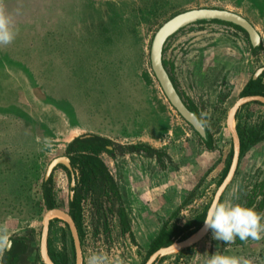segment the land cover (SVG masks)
Listing matches in <instances>:
<instances>
[{
	"label": "rangeland",
	"instance_id": "obj_1",
	"mask_svg": "<svg viewBox=\"0 0 264 264\" xmlns=\"http://www.w3.org/2000/svg\"><path fill=\"white\" fill-rule=\"evenodd\" d=\"M5 5L19 34L0 46V224H7L11 239L21 237L28 245L17 264H45L39 250L48 209L42 182L50 161L65 156L69 141L83 133L112 140V155L101 157L121 201L105 198L101 206L94 196L82 201V264L100 252L122 264H143L163 226H180L189 218L194 222L189 230L196 229L231 158L227 111L264 64V0H5ZM203 7L238 13L260 34V44L252 49L245 30L194 22L164 43L162 59L182 100L197 106L212 135L211 148L171 105L150 61L162 23ZM237 118L246 127L257 125L264 106L244 107ZM137 143L159 150L160 158L126 148ZM56 167L50 173L53 196L56 207L67 210L71 181ZM261 181L264 139L245 149L220 200L246 206L255 186L250 208L264 214V206H257ZM120 205L130 232L120 224ZM66 224L58 215L50 218L47 250L54 264H74ZM215 253L264 264V236L225 244L208 230L152 264H207Z\"/></svg>",
	"mask_w": 264,
	"mask_h": 264
},
{
	"label": "trees",
	"instance_id": "obj_2",
	"mask_svg": "<svg viewBox=\"0 0 264 264\" xmlns=\"http://www.w3.org/2000/svg\"><path fill=\"white\" fill-rule=\"evenodd\" d=\"M197 22H206V21L202 20ZM210 22L228 24L233 26L234 28L244 31L243 28L231 22L221 21L217 19L211 20ZM256 48L257 47L254 46L252 47V49H256ZM164 51L165 48L163 47L162 52ZM162 63L166 68L168 75L171 81L173 82L174 87L177 89L176 79L173 73L171 72V70L169 69L168 61H166L163 58ZM261 67H263L261 73L256 78L250 77L245 83L241 91L242 96L255 95V94L264 96V82L262 81V78L264 77V65H262ZM177 91L181 95L178 89ZM184 101L188 109L193 111L200 120V122L203 125H205L201 120V118L199 117L197 106L188 98H186V100ZM253 104L264 106L263 103L258 101H252L250 103H246L238 109V111L235 114V119L237 118V115L242 108ZM205 127L207 131V137L206 138L202 136L200 137L203 140V142L206 144V146L208 148H211L212 135L209 129L207 128V126ZM235 128L240 138V157L246 148L257 144L258 142L264 139V118L257 125L251 127L250 126L246 127L242 125L241 120L237 118V123L235 125ZM114 148L115 147L112 140L107 137L97 135L94 133H83L71 139L69 143L66 145L65 156L68 157L71 167L67 168L62 164L57 165V167L62 168L67 172L70 181L72 179L74 180V184L72 185L70 184L69 186L70 194L67 201V211L70 214V216L73 218L77 226L80 241L82 240V232H81L82 201L85 198H87L88 196H94L95 199L100 203V206L101 203L105 200V198L108 201H111L113 199L117 202L121 201V194L118 185L114 180L112 174L110 173L104 160L101 157L102 153H108L112 155ZM126 148L130 151L143 150L148 154L156 155L157 158H160V154H161L159 150L144 143L132 144ZM231 154H232V150L230 156ZM230 159L228 160V163L226 165L223 177L227 173L230 164ZM258 185L259 184H257L256 186ZM254 188L255 186L252 187L249 198L247 199V203H246L247 207H250L255 202L254 200L255 197L253 195ZM259 188L261 193L260 194L261 199L257 206L260 209L264 206V181H261ZM42 191H43V199L46 207L48 209L56 207L57 204L55 202V198L53 196L52 186H51V175L43 180ZM117 214L119 216L122 229L124 231L130 232L129 221L125 213V210L121 205L117 209ZM205 214L206 212H204L203 216L199 218L198 221L199 225L194 230H189L191 225L194 223L191 220L187 221L185 224L180 226L175 225L170 229H167L165 226H163L159 230L157 235L151 240L148 249L149 252L148 254L150 255L156 249L169 245L174 241H182L194 235L198 227H200L202 222L204 221ZM67 235L70 239V244L72 248V256H73L72 260H74V246L68 226H67ZM64 238H65V234H64ZM12 241H13V246L10 251L4 252L1 264H17L21 255H23L27 250L28 245L23 238L14 237L12 238ZM235 242L237 244L244 243L243 241H240L239 238H237Z\"/></svg>",
	"mask_w": 264,
	"mask_h": 264
},
{
	"label": "water",
	"instance_id": "obj_3",
	"mask_svg": "<svg viewBox=\"0 0 264 264\" xmlns=\"http://www.w3.org/2000/svg\"><path fill=\"white\" fill-rule=\"evenodd\" d=\"M214 19L231 22L233 24L240 26L248 34L252 46H257L260 44V34L255 29V27L242 15L226 9L203 7V8H193V9L184 10L182 12L173 15L165 22H163L162 25L157 29V31L154 34L150 49V61H151L152 70L167 99L169 100L171 105L176 109V111L195 129V131L200 136L204 138L207 137L206 128L199 121L195 113L188 109L187 105L184 103L181 96L178 94L176 88L174 87L173 82L171 81L168 72L162 63V49L168 37L176 33L181 28L185 27L186 25H189L197 21H202V20L211 21ZM262 69L263 67L258 68L254 73L253 78H256L261 73ZM252 101H258L264 104V96L258 94L243 95L239 97L230 106V108L227 111L226 126L231 135L232 155L227 173L223 178V180L221 181V183L218 185L211 202L215 199L220 200L222 193L224 192L228 184L231 182L239 162L240 138L235 126L232 127L231 121L234 119L235 113L242 105ZM58 164H62L67 168L71 167L67 156L63 155V156L55 157L48 164L45 178H47L50 175V173ZM72 184H74L73 179L71 180V185ZM52 213H57L58 216L64 218L65 222L67 223L74 246V256H75L74 264H82L83 251L81 247V241L79 238L77 226L73 218L68 213V211L60 207H53L47 209L45 214L43 215L42 227H41V240L39 246L42 260L44 261L45 264H54L50 259L47 250L49 223L51 218L50 214ZM200 230H201L200 233L193 239H189L190 238L189 237L185 240L173 242L169 245L156 249L148 256V258L145 260L143 264H152L156 258L168 252L178 251L180 249L188 247L194 244L195 242H197L198 240H200L208 231V230L206 231L204 228V221L202 223Z\"/></svg>",
	"mask_w": 264,
	"mask_h": 264
},
{
	"label": "clouds",
	"instance_id": "obj_4",
	"mask_svg": "<svg viewBox=\"0 0 264 264\" xmlns=\"http://www.w3.org/2000/svg\"><path fill=\"white\" fill-rule=\"evenodd\" d=\"M18 34L15 15L7 9L5 0H0V46L13 43ZM187 219L189 218H186V222ZM204 228L206 231H211L214 240L225 244L234 243L237 238L243 242L249 239L260 240L264 236V214L241 203L233 202L231 198L223 201L215 199L207 209ZM12 246L13 241L7 224H0V253L10 251ZM87 264H122V261H113L100 252L91 254ZM207 264H252V262L236 256L215 253L207 260Z\"/></svg>",
	"mask_w": 264,
	"mask_h": 264
},
{
	"label": "bare ground",
	"instance_id": "obj_5",
	"mask_svg": "<svg viewBox=\"0 0 264 264\" xmlns=\"http://www.w3.org/2000/svg\"><path fill=\"white\" fill-rule=\"evenodd\" d=\"M231 125H232V127L234 126V123H233V120L231 121ZM54 215H58L57 213H52V214H50V217H52V216H54ZM201 231V230H200ZM200 231L197 233V234H195L194 236H191L189 239H193V238H195L199 233H200Z\"/></svg>",
	"mask_w": 264,
	"mask_h": 264
},
{
	"label": "crops",
	"instance_id": "obj_6",
	"mask_svg": "<svg viewBox=\"0 0 264 264\" xmlns=\"http://www.w3.org/2000/svg\"><path fill=\"white\" fill-rule=\"evenodd\" d=\"M264 65V64H263ZM262 81L264 82V77L262 78Z\"/></svg>",
	"mask_w": 264,
	"mask_h": 264
},
{
	"label": "flooded vegetation",
	"instance_id": "obj_7",
	"mask_svg": "<svg viewBox=\"0 0 264 264\" xmlns=\"http://www.w3.org/2000/svg\"><path fill=\"white\" fill-rule=\"evenodd\" d=\"M50 224V223H49Z\"/></svg>",
	"mask_w": 264,
	"mask_h": 264
}]
</instances>
